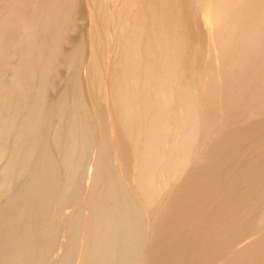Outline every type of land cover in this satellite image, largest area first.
<instances>
[{
  "label": "bare ground",
  "instance_id": "bare-ground-1",
  "mask_svg": "<svg viewBox=\"0 0 264 264\" xmlns=\"http://www.w3.org/2000/svg\"><path fill=\"white\" fill-rule=\"evenodd\" d=\"M53 1H56V0H53ZM111 1H112L111 4H113L112 5L113 10L111 12L109 11L111 8H109L108 12H111L110 15L108 14L100 23H98L99 19H98V22H94L93 30L90 31L91 37L89 39V45H88L89 46L88 49H90V53H89L90 56H89V61H88V66H87L88 69H87V77H86L87 78L86 85H88V90H87L88 97H89L88 99L91 103L89 104L92 105L91 107L93 108V113H94L93 117L95 119V122L98 123L100 133L102 134V136L103 135L105 136V137L103 136L104 138H106L105 139L106 142H104V144L106 143V145H108L109 148L114 149L115 152L116 151L118 152L117 154L118 156L115 155L116 153L112 154L114 155L115 158L111 156L110 154H108L110 156H106V158L109 157L110 159V157L111 158L113 157L114 158V159L112 158L113 160L117 159L116 161H118V164H119L118 167L124 170L126 175L128 174L126 177H128V179L132 181L133 184L135 185L134 189H136L135 190L136 194L141 195L143 197V200H145L147 203L151 199L155 198V196L158 197V194L160 195L161 191H165L166 196L161 198L157 206L156 204H154L156 207L151 210V213L148 218L149 222L146 219V223L148 222L147 230H143V231L140 230L141 232L138 230H132V229L130 231L129 230L128 231L127 230H111V225H120L121 223L123 224L128 219V216H127L128 214L122 215V214L117 213L113 209H109L107 207L102 208L100 205L104 201V197L102 196L98 197L96 194H94L92 192L94 189L89 190L87 197H86V203L91 204V205L93 204L95 205V207L93 205L92 207L89 205L92 209L94 208L93 210L91 209V211L93 212H91L89 208L87 209L90 211L91 214L89 215L90 221L87 222L88 224L86 225L87 226L86 228L90 230L85 229L84 237L82 235L83 242H85V244L87 245H85L82 248V254H81V256L83 257L85 256L83 261L85 260L87 261V263L85 261H84L85 263L83 261L81 263L80 261V264H83V263L84 264H264V235H263V232L262 234L260 233L262 236H258L259 238L257 239L256 236L258 235V231L255 230L256 234L255 233L253 234V236L255 235L254 236L255 238L252 237L254 240H251V241L249 240L250 242L248 241L245 243L242 240L243 237L238 236L240 233L238 231L236 232L239 234L234 232L235 230L238 229L239 225H237L238 224L237 220L240 219L238 217H241L242 215L241 213H244L242 211H248V213H250L249 215H253L255 213V209L253 208L247 209L244 207L246 205L250 206L252 200L256 198V197H251V196H254V195L257 196L255 193L256 191H258V189L255 191V188H259V186H257L258 185L257 183L261 182L260 180L264 179V170H263L264 166H262V164H261L262 167H259L258 165V169H262L261 172L257 174L256 171L254 172L250 170V172L249 171L248 172L251 173V175L253 176L255 175V177L251 178L248 176L250 174H248L246 170H249L255 167V165H257L256 162L259 160V157L256 156L257 155L256 154L254 156L255 158L253 159L250 155H248L250 156V158L253 159V161L255 160L254 163L250 161L251 159L245 158L247 156H245L246 154L244 153V151L246 152L249 146L248 147L246 146L247 147L246 150L243 151L242 145H240L241 140L244 139V136H247L248 132L250 134L254 131L255 136L252 142H249L250 140L248 142L251 145L252 143L253 145H255V143H259L260 146H262L260 148L264 147V120H262L263 119L262 116L264 115V0H111ZM14 2H18V1L16 0L13 1V4L16 7L17 4H15ZM85 3L88 9L92 12L91 13L92 20H93L95 12L98 13L97 10L100 11L101 9L107 8L104 5L105 4L104 0H86ZM24 5L26 6L27 4H24ZM18 6H19V9L20 7L22 8L21 4ZM68 7L70 6L68 5ZM41 8L43 7L40 6V9ZM22 9H25V8H22ZM28 9L26 10L27 12H28ZM40 9H39V12L42 14ZM31 10L33 11V9ZM33 12H31V14ZM5 13L7 14L6 11ZM48 16L51 17V14ZM4 18L8 20L9 17L8 18L3 17V19ZM94 18H97V17H94ZM9 19L14 20V18H9ZM21 19H22V16H21ZM41 19H43V17H41ZM46 20L48 19H45V21ZM108 20H110V22H107ZM11 21L8 20V22H10L8 26H10ZM40 21L44 25V22H42L43 20H40ZM49 22H50V18H49ZM13 24L14 23H12L11 26ZM53 26H54V23H53ZM10 27H7L9 30H7V28L5 27L7 32L12 30V29L10 30ZM45 27L47 28V26ZM48 27L50 28L51 26H48ZM14 28L16 27L14 26L13 29ZM109 28L111 29V32H109L108 34L107 29ZM2 29L3 28H0V30ZM30 31L32 32V29ZM19 34H22V32H20ZM4 35H7V34H4ZM28 36H31L29 40L33 39L32 38L33 35L30 34ZM3 39H5L4 42L7 40L6 37ZM18 40H21V39H18ZM2 42L3 41L1 40V37H0V49L2 46L5 47L4 46L5 44L7 45V42L6 43L3 42L4 45H2ZM37 42L39 43V41ZM111 44L114 45L115 47L114 51H112V53L114 54L111 55L112 57L109 56L110 58H113L112 62L111 61H110L111 63L104 62L105 60L102 61V59H100L101 57L100 54L104 51V48L106 46L111 45ZM54 46L57 47V45H54ZM10 47L12 48V46ZM28 49H32V48L30 47ZM53 50L51 52H53ZM106 58L104 55L103 59H106ZM20 62L21 61H19V63ZM17 66L19 67V65ZM11 75H15V74H11ZM39 81L41 80H38V82ZM10 84H12V82ZM18 84L17 86H19ZM27 85H30V84H27ZM24 87H23V90H24ZM9 88H11V86ZM24 92L27 95L28 92L21 91L19 96L22 97L21 93H24ZM0 94H1L0 95L1 97L0 107H3L5 109V112L7 113V114H4L5 116L4 115L1 116L2 120L0 122L2 123V121L3 120L5 121V119L10 115L8 110L10 109L9 108L10 103H12V97H14V91H11V89L9 90L8 88L2 87L0 88ZM26 95L23 94V96H26ZM19 101L21 102V100ZM37 101L38 100H36V103ZM45 113H47V111ZM241 117L242 119L240 121H237V119ZM4 121H3V126H4ZM145 122H147V125H145L146 124ZM237 123L238 125H236ZM234 125L236 126L234 127ZM28 127L26 126V128ZM45 128L47 127L45 126ZM250 128H254L255 130L251 129L252 132H250L251 131ZM39 129L42 131L41 128ZM247 129H249L250 131ZM37 131H38V127H37ZM25 132H27V130ZM62 136H64V134H62ZM66 136L67 135H65V137ZM112 137L114 138L115 142L113 141ZM109 138L112 139V141H110ZM5 140H8V139L5 138ZM9 140H12V139H9ZM246 140H245V143H247L248 145L249 143ZM70 144L72 143L70 142ZM25 145L26 144H24V146ZM4 148H8V147L4 146ZM261 150H260L261 155L260 154L258 155L262 157L264 156L263 155L264 153ZM0 153H2V150ZM106 153L104 154V156L102 155L104 159H105ZM40 154L42 153L40 152ZM58 154L59 153H57V155ZM3 155L4 154L0 155V160L3 159L2 158ZM34 155L36 154L34 153ZM70 156L71 155H69V157ZM23 158L24 156L21 159ZM101 158L99 160H101ZM242 158L248 159L250 162L247 160L248 162L245 163L246 161ZM209 159H211L210 162L211 163L214 162V164H218V163L225 164L224 160L226 161V159L227 161L228 159L238 160V164H237V167L239 166L238 169H241L240 167L241 162L242 163L244 162L243 164L245 165H243L244 169L240 170L242 171V174H240L241 173L240 171L236 169L235 171L233 169L235 168L233 167L235 164L234 165L232 164L233 165L232 171L234 170V173L236 172L237 174L238 172L240 173L238 175L235 173V176H234L233 175L234 173L232 174L231 170L228 169L227 173L230 171L229 175L225 176L227 173L223 175L222 171L223 172L225 171L224 168L227 165L225 164L224 166H222L223 168L219 167L221 169L218 170L219 168L215 165H214L215 167L213 166L214 168L211 167L212 165H210L211 163H209ZM241 159L244 161H242ZM256 159L258 160L256 161ZM207 160H208V163H206ZM239 160H241L240 165H239ZM62 163H66V162H62ZM26 164H27V161H26ZM206 164H209V166H206ZM18 165L20 166V164ZM7 166L13 167L15 165L13 164V166L12 165H7ZM228 166H231V164L230 165L228 164ZM96 167H97V164H96ZM96 167L95 169L98 170L99 167L98 168ZM7 168H4L7 170L6 173L8 174V171L9 173H11L13 169L10 172V170ZM197 168L202 169L203 171L202 175H200L199 173H196V171H193ZM23 169L22 171H24ZM252 170H254V168ZM193 172H195L194 174H197V175L192 174ZM63 173H66V172L63 171ZM228 176L230 177L232 176V177L230 178ZM36 181L38 180L36 179ZM35 183L37 184V182ZM5 184L4 186H1L3 184L0 183V186L5 187ZM175 184L176 186L174 187ZM237 184L238 185L240 184L239 186H243L244 191H241L242 187L237 188L236 187ZM220 186L221 187L225 186L223 190L220 189L222 193H218L220 192L218 190V187L220 188ZM172 187H174V189ZM231 187H235V188H231ZM240 188L241 190H239V192L235 191L236 189L238 190ZM1 189L2 188H0V194H1L0 197L3 199L4 191ZM4 189H6L5 194H8L10 192L8 189L11 190V188L7 189V187H5ZM233 190L235 192H233ZM11 192H10V195L8 194L9 196L12 195L13 192L12 193ZM212 192H214L213 194L215 195H213L211 198L208 197L211 195ZM6 199L8 200V202L6 203H8V205L11 203L9 206L12 207L13 202L12 201L9 202V200H12V199H9V198H6ZM107 199L105 200L106 202H107ZM192 199L195 201L196 199H198L197 201L201 199V202L199 201L198 202L199 204L196 203V205L194 206V205H191V203L194 204ZM190 200H192V202ZM33 201H31V204H34L32 203ZM84 201L85 200H83V202ZM109 201H113V200L110 199ZM29 202L28 204L23 203L22 201L19 203L26 204L28 207L30 206L29 207L30 209L32 207ZM36 202L41 203V201H36ZM19 203L17 202L16 204H19ZM39 203H35L34 206L37 207ZM188 203L192 207V208H189L188 210V211L191 210L190 211L191 213H189L191 215L187 218H184L183 217L184 214L182 215V210L184 209L186 205H188L187 207L190 206ZM9 206H7V211H4L2 208H1L2 210L0 211V213L2 214H4L3 212H5V214L7 212L6 216H4L5 214L3 215V218L5 219L7 216L10 219L12 208H13V213L15 212L13 214V218H14V215L17 214L18 209L21 207V206L18 207V205H16L15 210L17 211H15L14 203H13L12 208ZM146 206L148 207V204ZM8 207L11 209H9ZM21 208H25L23 210H28L26 207H23V206ZM8 209H9L10 215H8ZM185 210H186V207H185ZM185 210L183 211L185 212ZM21 213L26 214L27 211L26 213L24 211H21L20 214ZM20 214L18 212L15 218L16 219L25 218V220H27L25 216H23L22 214L20 215ZM199 214L208 215L210 218H208L207 221L200 222L197 219H195V217H197ZM215 215L217 217L219 215L220 216L226 215L228 218L230 217L229 218L230 220H226L225 218L221 219L223 216L222 217L219 216L220 218L219 217L216 218L214 217ZM21 216L23 218H19ZM211 216L212 218L214 217V219L209 221V219H211ZM262 216L263 215L259 216L257 218V221L254 220L256 224L255 226L257 228H259L258 226L260 225V228L258 229L259 231L260 229L262 231L264 230V223H263L264 221H262L264 217L263 219L261 218L260 220V217ZM3 218L1 217V219ZM16 219L15 220L13 219L14 221L7 220L8 222L6 223L9 224V222L11 221V222H14V225H16L15 223L17 222ZM3 222L4 223H2V225H6L5 220ZM27 222L28 221H26L27 225L25 224V222L24 223L21 222L26 225V229L28 228L27 226L29 225V223ZM175 223L180 226V230H183L186 227H189V228L192 227L191 228L192 231L184 233L179 230V232L174 231L172 235H169L170 233L168 235L164 234L165 230L169 231L171 229L170 227L173 226ZM11 224L13 225V223ZM2 225L0 224L1 227H3ZM244 225L245 224H243V226ZM7 227L4 226V228H7ZM177 227L178 226H176V228ZM9 228H12V227H10L9 225ZM9 228L7 229L9 230ZM2 229H0V231H2ZM16 229L17 228H15V230ZM22 230L21 232L25 231V230L23 231ZM5 231L7 232L6 229ZM36 231L37 230L35 229L34 233H36ZM47 231L48 230L41 233L40 235L41 236L43 235L44 238H46L47 236L49 237V234ZM52 231L53 230H51V232ZM4 232L3 234L0 232L2 234V236L0 235V237H2L0 241L3 240V237H4V240L9 239L10 240L9 242L8 241H4V242H6V244L8 243L7 245L9 246L11 244V246L7 247V245L5 246L3 242L1 243L4 247H7L5 249L2 246H0L4 249V251L1 252L0 254L3 253V255L5 256L3 262H1L3 259H0L1 264H35L36 259L35 258L33 259V256L36 254H34L33 251L35 249V252H36V248L33 246H36L38 243H41V242H38L37 240L38 243L36 242V244L32 245L33 243L31 240L34 241V239H30L32 238V236L30 237V235L33 234L31 233L32 230L30 232V235L25 232L17 235V232H16L17 237L15 239L13 237L14 234L12 237H10L11 235H9L10 233L9 231H8L9 233H7L9 235V238L7 239L8 235L5 233L6 234L5 236ZM90 233H92L91 234L92 237L90 238V240H88L90 237L89 235ZM234 233L237 234V237H236V234ZM38 237L39 236H37V238ZM11 239H13V241ZM41 240L43 239L41 238ZM41 244L39 246H41ZM45 246H42V247H45ZM36 247L39 250L38 245ZM49 249H51V247ZM14 250L16 252V255L14 254L15 253ZM45 250L47 252L51 251L47 249ZM9 251L11 252L13 251L14 253H10ZM5 254L8 255V257L11 254H14L13 255L14 257L12 256L13 257L12 258L10 256L9 257L10 260H9V258L7 259ZM39 254L37 256H39ZM44 254H45V251H44ZM76 255L78 256V254ZM77 256H74V257L77 258ZM40 257L39 259H41ZM67 257H65V259ZM36 262L39 263L38 261ZM44 263L45 262L43 261V264Z\"/></svg>",
  "mask_w": 264,
  "mask_h": 264
},
{
  "label": "rangeland",
  "instance_id": "rangeland-1",
  "mask_svg": "<svg viewBox=\"0 0 264 264\" xmlns=\"http://www.w3.org/2000/svg\"><path fill=\"white\" fill-rule=\"evenodd\" d=\"M14 1V0H13ZM12 0H0V21L1 23L4 21L6 24L9 21H11V24L14 23L12 26L8 22V24L6 25L4 22L1 24L0 23V28H3L2 30H0V37L1 40L4 42L6 37V41L4 43L7 42V45L2 42V45H4L5 47H1V51H0V88L5 87L8 88L9 90L11 89V91H14V97H12V103H10V106L8 110L9 112V116L5 119L4 121V126H3V121L0 124V152L2 150V153H0V155L4 154L2 156L3 159L0 160V183H2L4 186V184L8 182L7 186L5 184V187L11 188L8 189L12 195H10V192L8 194H5L6 189H4L5 187H1V190L4 191V195H3V199L0 197V211L3 209L4 211H7V206L8 200L6 198L12 199L9 200L12 201L14 203V210L16 209V205L19 206H23L26 207L28 210H23L25 208H19L18 212L20 214L21 211H24L26 214H22L23 216L26 217L27 220L24 219H16L15 217L17 216V214L14 215L13 218V203H12V207L9 208L12 210L11 212V216L10 219L9 217L6 219L3 218V215L5 214V212H3L4 214L0 213V224L2 225V223H4L3 221L5 220V224L6 225H2L3 227L0 226V229L7 227L9 228V230L7 228L2 229V231H0L2 234L5 231V229L7 230V232H4V235L6 236L7 233H9V235H11L10 237L13 236L14 234V239L17 237L16 236V232L17 235L25 232L28 233L30 235V232L32 230L31 233H33L32 235H30V237L32 236V238L30 239H34L31 240L32 241V245L36 244L37 240L38 242V247L39 250L36 246H33L36 248V252L34 249V255L33 259L35 258V264L37 263L36 261H38L39 263L37 264H43V261L45 262L44 264H80V261L82 263L83 259L85 258V256H81L82 254V248L87 245L85 244V242H83V237L85 235V229L86 230H90L88 228H86L87 226V222H89V218H90V211H91V204L86 203V197L87 194L89 192V190L94 189L92 192L94 194H96L98 197L102 196L104 197V201L108 198L109 200H113V201H109L107 199V202L103 201L101 203V207L102 208H109V209H113L115 210L117 213L122 214V215H126L128 214V219L122 224L120 225H111V230H138V231H143V230H147L148 228V218L149 215L151 213V210L153 208H155L158 205V202L161 200L162 197L166 196L165 191H161L160 195L158 194V197L155 196V198L151 199L150 201H148V203L143 200V197L141 195L136 194V189H134L135 185L133 184L132 181H130L128 179V177H126V173L124 172V170L120 169L118 166V161L113 160L115 157L112 154L117 155L118 152L114 149L109 148L108 145H106V143L104 144L105 139L102 134L100 133L99 127H98V123L95 122V119L93 117V108L91 107L92 105H90V101H89V97H88V85H86V81H87V66H88V61H89V56H90V49L89 48V39H90V31L93 30V23L94 22H102V20L110 13L112 12V1L111 0H104L105 2V9H101L100 11H98V13L95 12L94 18L92 20V12L88 9L86 3L84 0H56V1H51V0H16L18 2H14L15 4L20 5H24L27 4L26 6H22V9L19 6L17 8L15 7V5L13 4ZM49 1V2H48ZM70 1V3H69ZM9 2V3H8ZM11 2V3H10ZM20 2V4H19ZM52 4H51V3ZM58 2V4H57ZM7 3V4H6ZM56 3V4H54ZM51 4V5H50ZM30 5V6H28ZM64 5V7H63ZM68 5L70 7H68ZM36 6V7H35ZM40 6L43 7L40 9ZM66 6V8H65ZM16 9H14V8ZM47 7V8H46ZM50 9H49V8ZM56 7V8H55ZM12 8V9H11ZM28 8V12L26 11ZM38 8V9H36ZM109 8H111L109 10ZM33 9V11L31 10ZM39 9L41 10L42 14L39 12ZM51 11V12H49ZM12 10V11H11ZM22 10V11H21ZM44 12H43V11ZM111 11V12H108ZM5 11L9 12V16L5 13ZM20 11V12H19ZM26 11V12H25ZM36 11V12H35ZM107 11V12H106ZM31 12H33L31 14ZM26 13V14H25ZM30 13V15H29ZM35 13V14H34ZM44 13V14H43ZM51 14V17L48 16ZM28 14V15H27ZM39 14V15H38ZM66 14V15H64ZM91 14V15H89ZM6 15V16H5ZM25 15V16H24ZM46 15V16H45ZM15 16V17H14ZM20 16V17H19ZM22 16V19H21ZM24 16V18H23ZM27 16V17H26ZM36 16V18H35ZM2 17V18H1ZM3 17H9V18H14L13 19H3ZM39 17V18H38ZM41 17H43V19H41ZM46 17V18H45ZM50 18V22H49V18ZM64 17V18H63ZM20 18V19H18ZM32 18V19H31ZM48 19L45 21V19ZM52 18V19H51ZM3 19V20H1ZM27 19V20H26ZM56 19V20H55ZM96 19V20H95ZM20 22H19V21ZM35 20V21H34ZM40 20H43L41 23ZM25 23H24V22ZM32 21V22H31ZM39 21V22H38ZM93 21V22H92ZM16 22V23H15ZM34 22V23H33ZM39 24H38V23ZM49 22V23H48ZM62 22V23H61ZM64 22V23H63ZM107 22H110V20H108ZM20 23V25H19ZM37 23V24H35ZM54 23V26H53ZM60 23V24H59ZM92 23V25H91ZM6 26H5V25ZM42 24V25H41ZM3 25V27H2ZM18 25V26H16ZM41 25V26H40ZM10 27L11 31H6V28ZM16 27L13 29V27ZM35 26V28H34ZM42 26H47V28L42 27ZM48 26H51L50 28ZM62 26V27H61ZM65 26V27H64ZM32 27V28H31ZM40 27V28H39ZM92 27V28H91ZM22 28V29H21ZM30 28V29H29ZM27 29V30H26ZM32 29V32L30 31ZM35 29V30H34ZM38 29V30H37ZM49 29V30H48ZM54 29V30H53ZM57 29V30H56ZM90 29V30H89ZM7 30H9L7 28ZM22 32V34H19L20 32ZM26 30V31H25ZM41 30V31H40ZM45 30V31H44ZM3 31V33H2ZM5 31V33H4ZM17 31V32H16ZM58 31V32H57ZM26 32V33H25ZM33 39L29 40L31 36ZM107 32L109 34V32H111V29H107ZM25 33V34H24ZM28 33V34H27ZM45 33V34H44ZM3 34V35H2ZM7 34V35H4ZM27 34V35H26ZM44 36H43V35ZM58 34V35H57ZM63 34V35H62ZM26 35V36H25ZM37 35V36H36ZM22 36V37H21ZM28 36V38H27ZM58 36V37H57ZM37 39H35V38ZM43 37V38H42ZM14 38V39H13ZM21 39V40H18ZM25 39V40H24ZM35 39V40H34ZM16 40V41H15ZM32 42H29V41ZM39 41V43L37 41ZM59 40V41H58ZM96 40V39H95ZM19 41V42H18ZM47 41V42H46ZM53 41V42H52ZM18 42V43H17ZM24 42V43H23ZM36 44H35V43ZM44 44H43V43ZM59 42V43H58ZM15 43V44H14ZM42 43V44H40ZM10 44V45H9ZM50 44V45H49ZM59 44V45H58ZM21 45V46H20ZM42 45V46H41ZM54 45H57L54 46ZM12 46V48L10 47ZM24 46V47H23ZM28 46V47H27ZM37 46V47H36ZM9 47V48H8ZM14 47V49H13ZM32 48V49H28V48ZM39 47V48H38ZM54 50H53V48ZM108 47V48H106ZM104 48V51L100 54V59H102V61L104 62H112L113 58L111 55H113L114 53H112V51H114L115 47L114 45H108ZM11 48V49H10ZM20 48V49H19ZM57 48V49H55ZM110 48V49H109ZM112 48V49H111ZM3 49V50H2ZM46 49V50H45ZM10 50V51H9ZM14 50V51H13ZM37 50V51H36ZM53 50V52H51ZM109 50V51H108ZM40 51V52H38ZM9 52V53H8ZM29 52V53H28ZM43 52V53H42ZM40 53V54H39ZM51 53V54H50ZM2 54V55H1ZM9 54V55H8ZM23 54V56H22ZM48 54V55H47ZM75 56H74V55ZM12 55V56H11ZM32 55V56H31ZM35 55V56H34ZM103 55V56H102ZM105 55L106 59H103ZM8 58H7V57ZM14 56V57H13ZM38 56V57H37ZM49 59H48V57ZM56 56V58H55ZM110 56V57H109ZM4 57V59H3ZM21 57V58H20ZM27 57V58H26ZM30 57V58H29ZM53 59H51V58ZM110 58V59H109ZM21 59V60H20ZM39 59V60H38ZM56 59V60H55ZM108 59V60H107ZM25 60V61H24ZM33 60V61H32ZM52 60V62H51ZM7 61V62H6ZM13 61V62H12ZM19 61H21L19 63ZM35 61V62H34ZM38 61V62H37ZM41 61V62H40ZM44 61V62H43ZM6 62V63H5ZM27 62V63H26ZM41 64H40V63ZM76 62V63H74ZM110 62V63H111ZM9 63V65H8ZM25 63V64H24ZM36 63V64H35ZM48 63V64H47ZM52 63V64H51ZM73 63V64H72ZM13 64V65H12ZM21 64V65H20ZM30 64V65H29ZM43 64V65H42ZM5 65V66H4ZM19 65V67L17 66ZM46 65V66H45ZM48 65V66H47ZM50 65V66H49ZM72 65V66H71ZM2 66V67H1ZM7 66V67H6ZM40 66V67H39ZM70 66V67H69ZM74 66V67H73ZM17 67V68H16ZM37 67V68H36ZM50 67V68H49ZM21 68V69H19ZM26 68V69H25ZM43 68V69H41ZM46 68V69H45ZM49 68V70H48ZM55 68V69H54ZM12 69V70H11ZM15 69V70H14ZM31 69V70H30ZM5 70V71H4ZM8 70V72H7ZM27 70V71H26ZM42 70V71H40ZM46 70V71H45ZM5 73H4V72ZM15 71V72H14ZM44 71V72H43ZM11 72V73H10ZM14 72V73H13ZM17 72V73H16ZM34 72V73H33ZM38 72V74H37ZM48 72V73H47ZM28 73V74H26ZM32 73V74H30ZM44 73V75H43ZM11 74H15V75H11ZM3 75V76H1ZM18 75V76H17ZM23 75V76H22ZM30 75V76H29ZM35 75V76H33ZM16 76V77H15ZM33 76V77H32ZM5 77V78H4ZM18 77V78H17ZM24 77V78H23ZM13 78V79H12ZM38 78V79H37ZM4 79V80H3ZM3 80V81H2ZM17 80V81H16ZM19 80V81H18ZM23 80V81H22ZM27 80V81H26ZM36 80V82H35ZM38 80H41L38 82ZM44 80V81H42ZM10 81V82H9ZM72 81V82H71ZM12 82V84H10ZM17 82V83H16ZM28 82V83H27ZM20 83V84H18ZM25 83V84H24ZM33 83V84H32ZM17 84L19 86H17ZM30 84V85H27ZM24 85V86H22ZM46 85V86H45ZM8 86V87H6ZM11 86V88H9ZM87 86V87H86ZM18 87V88H17ZM24 87V90H23ZM22 88V89H21ZM15 89V90H14ZM19 89V90H18ZM40 89V90H39ZM18 90V91H17ZM29 90V91H27ZM21 91H26L28 92L27 95L26 93H21L22 97L19 96ZM30 93V94H29ZM42 93V94H41ZM23 94H25L26 96H23ZM29 94V95H28ZM1 95V94H0ZM32 96V97H31ZM35 96V97H34ZM37 96V97H36ZM21 97V98H20ZM27 97V98H26ZM31 97V98H30ZM27 100H25V99ZM44 101H43V100ZM1 100V97H0ZM21 100V102L19 101ZM36 100L37 103H36ZM19 101V102H18ZM34 101V102H33ZM77 102V104H76ZM20 103V104H19ZM22 103V105H21ZM33 103V104H31ZM40 103V104H39ZM52 103V104H51ZM83 103V104H82ZM90 103V104H89ZM39 104V105H38ZM34 105V106H31ZM37 105V107H36ZM41 105V107H40ZM1 106V105H0ZM39 106V107H38ZM17 107V108H16ZM2 108V109H1ZM35 110H34V109ZM92 108V109H91ZM6 109V110H7ZM44 109V110H43ZM52 109V110H50ZM60 111H59V110ZM63 109V110H62ZM39 110V111H38ZM41 110V111H40ZM47 111V113H45ZM34 112V113H33ZM50 112V113H48ZM39 113V114H38ZM45 113V114H44ZM57 113V114H56ZM61 113V114H60ZM4 114H7L5 112V109L3 107H0V121L2 120V117ZM36 114V115H35ZM41 114V115H40ZM43 114V115H42ZM24 115V116H23ZM35 115V116H34ZM50 115V117H49ZM54 115V116H53ZM5 116V115H4ZM37 116V117H36ZM40 116V117H39ZM11 117V118H10ZM70 117V118H69ZM245 117V116H243ZM21 118V119H20ZM40 120H38V119ZM52 118V119H51ZM74 118V119H73ZM262 120H264V115L262 116ZM15 119V120H14ZM25 119V120H24ZM242 119L239 118L237 119V121H240ZM22 120V121H21ZM32 120V121H31ZM49 120V121H48ZM72 120V121H71ZM7 121V123H6ZM17 121V122H16ZM20 121V122H19ZM27 121V122H26ZM70 121V122H69ZM30 122V123H29ZM44 122V123H43ZM19 123V124H18ZM74 123V124H73ZM83 123V124H82ZM97 123V124H96ZM147 125V122H145ZM235 123V122H234ZM6 124V125H5ZM24 124V125H23ZM27 124V125H26ZM45 124V125H44ZM72 124V126H71ZM76 124V125H75ZM75 125V126H74ZM238 125V123L236 124ZM234 125V127L236 126ZM16 128H15V127ZM26 126L28 128H26ZM40 126V127H39ZM43 128H42V127ZM45 126L47 128H45ZM6 127V128H5ZM35 127V128H34ZM37 127H38V131H37ZM67 127V128H66ZM78 127V128H77ZM2 128V129H1ZM41 128L42 131L39 129ZM64 128V129H63ZM71 128V130H70ZM8 129V130H7ZM21 129V130H19ZM23 129V130H22ZM37 131H35V130ZM47 129V130H46ZM86 129V131H85ZM98 129V131H97ZM254 128H250V130ZM10 130V132H9ZM17 130V132H16ZM27 130V132H25ZM29 130V131H28ZM31 130V131H30ZM249 130V129H247ZM246 130V131H247ZM249 130V131H250ZM35 131V132H33ZM47 131V132H46ZM72 131V132H71ZM75 131V132H74ZM3 132V133H2ZM6 132V133H5ZM69 132V134H68ZM79 132V133H78ZM85 132V133H84ZM87 132V133H86ZM252 132V130L250 131ZM9 133V134H8ZM21 133V134H20ZM71 133V134H70ZM2 134V135H1ZM37 134V135H36ZM41 134V136H40ZM62 134H64V136H62ZM21 135V136H20ZM25 135V136H24ZM65 135H67L65 137ZM92 135V136H91ZM11 136V137H10ZM61 136V137H60ZM69 136V138H68ZM71 136V137H70ZM255 136V132L253 131L252 133L247 134V136H244V139L241 140L240 145H242V150H246V148L249 146V148H247L246 152L244 151V153L246 154L245 158L251 159L250 161H253V159L255 158L254 156H258L259 160L256 159V164L254 168V170H252L253 168L246 170L249 177H255V175H251L250 170L251 171H256V173L258 174L259 172H261L262 169H258V165L259 167L264 166V156H260L261 152L260 150L263 148H260L262 146H260L259 143H255V145H252L249 142H252L253 138ZM20 137V138H19ZM26 137V139H25ZM46 137V138H45ZM59 137V138H58ZM65 137V138H64ZM8 139V140H5ZM73 138V139H72ZM103 138V139H102ZM113 138V137H112ZM248 138V139H247ZM250 138V139H249ZM12 139V140H9ZM59 139V141H58ZM64 141H63V140ZM110 139V138H109ZM247 139V140H246ZM24 140V142H23ZM56 140V141H55ZM66 140V141H65ZM71 140V141H70ZM75 140V142H74ZM80 140V141H79ZM245 140L248 142L249 140V144L247 145V143H245ZM15 144H14V142ZM21 141V142H20ZM54 141V143H53ZM62 141V142H61ZM68 141V142H67ZM79 141V142H78ZM110 141H112V139H110ZM113 141L115 142L114 138ZM12 142V143H11ZM17 142V143H16ZM70 142L72 144H70ZM84 142V143H83ZM12 145H11V144ZM20 143V144H19ZM26 144L24 146V144ZM31 143V144H30ZM69 145H68V144ZM77 143V144H76ZM103 143V145H102ZM245 143V144H244ZM35 144V145H34ZM58 144V145H57ZM11 148H10V146ZM16 145V146H15ZM33 147H32V146ZM68 145V146H67ZM78 145V146H77ZM251 145V146H250ZM3 146V147H2ZM8 147V148H4ZM46 146V147H45ZM106 146V147H105ZM108 146V147H107ZM247 146V147H246ZM256 146V147H255ZM258 146V147H257ZM19 147V148H18ZM55 147V148H53ZM75 149H74V148ZM38 148V149H37ZM57 148V149H56ZM79 148V149H78ZM245 148V149H243ZM18 151H17V150ZM20 149V151H19ZM24 151H23V150ZM28 149V150H27ZM52 149V150H51ZM110 149V150H108ZM68 150V151H67ZM70 150V151H69ZM99 150V151H98ZM104 150V151H103ZM258 150V151H256ZM42 154H40V152ZM53 151V152H51ZM66 151V152H65ZM109 151V152H108ZM113 151V152H112ZM251 151V152H250ZM254 151V152H253ZM264 153V149L261 150ZM20 152V153H19ZM107 152V153H106ZM251 154H250V153ZM12 156H11V154ZM19 153V154H18ZM34 153L37 155H34ZM44 153V154H43ZM47 153V154H46ZM57 153H59L57 155ZM65 153V154H64ZM98 153V154H97ZM101 153V155H100ZM105 155V159L104 157H102V155ZM262 153V154H263ZM52 154V155H51ZM110 154L111 156H113L112 158L109 157L106 158V156H110L108 155ZM260 154V155H258ZM41 155V156H39ZM69 155H71L69 157ZM250 155L252 158H250ZM264 155V154H263ZM19 156V157H17ZM24 156L23 159H21ZM44 158H43V157ZM46 156V157H45ZM53 156V157H51ZM98 156V157H97ZM118 156V155H117ZM116 156V157H117ZM8 157V158H7ZM12 159H11V158ZM31 159H30V158ZM65 157V158H64ZM69 157V158H67ZM102 157V158H101ZM21 160H20V159ZM53 158V159H52ZM73 158V160H72ZM101 158V160H99ZM244 159L247 163L249 160L248 159ZM257 158V157H256ZM5 159V160H4ZM30 159V160H29ZM60 159V160H59ZM241 159V160H242ZM263 159V160H262ZM11 160V161H10ZM23 160V161H22ZM25 160V161H24ZM53 160V162H52ZM96 160V162H95ZM234 160V159H233ZM232 159H226V161L224 160L225 164L228 166V164L231 166H226L224 168V172L222 171V174H226L228 169L231 170V173H234V170H243L244 167L242 162H241V169H238L237 164H238V160H234ZM239 160V165H240V161ZM242 160V161H244ZM248 160V161H247ZM261 160V161H260ZM27 161V164H26ZM100 161V162H99ZM102 161V162H101ZM106 161V162H105ZM116 161V162H115ZM211 159H209V163ZM233 161V162H232ZM249 161V162H250ZM23 162V164H22ZM25 162V163H24ZM62 162H66V163H62ZM71 162V163H70ZM73 162V163H72ZM228 162V164H227ZM230 162V163H229ZM232 162V163H231ZM29 163V165H28ZM34 163V164H33ZM37 163V164H36ZM49 163V164H48ZM97 167H96V164ZM99 163V164H98ZM208 163V160L207 162ZM218 163V162H216ZM259 163V164H258ZM13 164L15 166H13ZM20 164V166L18 165ZM22 164V165H21ZM61 164V165H60ZM77 166H76V165ZM95 164V165H94ZM222 164V165H221ZM218 163V164H214V162H212L210 165H212L211 167H213L214 165L219 167L224 166V163ZM234 166H233V165ZM262 164V166H261ZM7 165H12L13 167H9ZM73 165V167H72ZM219 165V166H218ZM221 165V166H220ZM24 166V167H23ZM35 166V167H34ZM37 166V167H36ZM40 166V167H39ZM47 166V167H46ZM52 166V167H50ZM103 166V167H102ZM111 166V167H110ZM206 166H209V164H206ZM214 166V167H215ZM232 166L235 167L233 168L234 170L232 171ZM257 166V167H256ZM8 167V168H7ZM17 167V168H16ZM46 167V168H45ZM94 167V168H93ZM98 168L97 169H95ZM116 167V168H115ZM213 167V168H214ZM216 167V168H217ZM231 167V168H230ZM4 172H3V170ZM7 168L10 170H12V174L6 173L7 170L4 169ZM16 168V169H15ZM24 168V169H23ZM29 168V169H28ZM63 168V169H62ZM75 168V169H74ZM104 168V169H103ZM112 168V169H111ZM223 168V167H222ZM257 168V170H256ZM22 169L24 171H22ZM37 169V170H36ZM46 169V170H45ZM59 169V170H58ZM221 168H219L218 170H220ZM227 169V170H226ZM6 170V171H5ZM36 170V171H35ZM57 170V171H56ZM67 170V171H66ZM94 170V172H93ZM103 170V171H102ZM223 170V169H222ZM235 170V171H236ZM264 170V167H263ZM19 171V172H18ZM43 171V172H42ZM45 171V172H44ZM53 171V172H52ZM66 172V173H63ZM69 171V172H68ZM98 171V172H97ZM115 171V173H114ZM193 171H196V173H199L200 175L203 174L202 169H195ZM249 171V172H248ZM48 172V173H47ZM118 172V173H117ZM220 172V171H219ZM230 172V171H229ZM229 172L225 175H229ZM241 172V173H240ZM238 172V174H242V171ZM252 172V173H254ZM5 173V174H4ZM43 173V174H42ZM68 173V174H67ZM95 173V174H94ZM103 173V174H102ZM195 172H193L192 174H194ZM236 173V172H235ZM235 173L233 174L235 176ZM246 173V174H247ZM255 173V174H256ZM7 174V175H6ZM11 174V175H10ZM19 174V175H18ZM22 174V175H20ZM33 174V175H32ZM98 174V175H97ZM198 174V175H199ZM237 174V173H236ZM237 174V175H238ZM256 174V175H257ZM4 175V176H3ZM37 175V176H36ZM46 175V176H45ZM93 175V176H91ZM97 175V176H96ZM101 175V176H100ZM197 175V174H194ZM236 175V176H237ZM6 176V177H5ZM13 176V177H12ZM53 176V177H52ZM5 177V178H4ZM12 177V178H11ZM37 177V178H36ZM230 177V176H228ZM232 177V176H231ZM230 177V178H231ZM16 178V179H15ZM91 178V180H90ZM101 178V179H100ZM8 179V181H7ZM36 179L38 181H36ZM54 179V180H53ZM57 179V180H56ZM125 179V180H124ZM6 180V181H5ZM26 180V181H25ZM71 180V181H70ZM73 180V181H72ZM95 180V181H94ZM105 180V181H104ZM98 181V182H97ZM102 181V182H101ZM261 182L257 183L259 186V188H255V191L258 189V191H256V195L257 196H251V197H256L255 199L252 200L255 202H251L250 206L246 205L244 208H253L255 209V213H251L253 215H249L250 213H248V211H242L244 213H241V217H238L240 219H238V229L235 230L234 232L238 231L239 234L238 236L243 237L242 240L245 242H248L249 240H254L253 238H255L253 236V234L258 231V235L256 236V238L258 239V236H262V232L264 235V230L262 231L260 229V231L258 230L260 228V225L258 226L259 228H257L255 225V221H257V218L261 215H263L262 217H260L263 219L264 217V179L260 180ZM4 182V183H3ZM37 182V184L35 183ZM97 182V183H96ZM114 182V183H113ZM10 183V184H9ZM54 183V184H53ZM72 183V184H71ZM96 183V184H94ZM105 183V184H104ZM89 184V185H88ZM107 184V186H106ZM123 184V185H122ZM43 185V187H42ZM46 185V186H45ZM109 185V186H108ZM131 185V186H130ZM133 185V186H132ZM240 185V184H239ZM237 184V188L242 187L240 189H236V192H239V190L244 191L243 190V186H239ZM29 186V187H28ZM39 186V187H37ZM61 186V187H60ZM89 186V187H88ZM173 186V185H172ZM176 186V184L174 185V187ZM235 186V185H234ZM255 186V187H257ZM262 186V187H261ZM111 187V188H110ZM174 187H172L174 189ZM225 186L220 188L218 187V190L220 191L223 190ZM171 188V189H172ZM231 188H235V187H231ZM17 189V190H16ZM45 189V190H44ZM120 189V190H119ZM122 189V190H121ZM20 190V192H19ZM217 190V191H218ZM225 190V189H224ZM15 191V192H14ZM33 191V192H32ZM87 191V192H86ZM109 191V192H107ZM232 191V189H231ZM233 190V192H235ZM49 192V193H48ZM85 192V193H84ZM101 192V193H100ZM111 192V194H110ZM260 192V193H259ZM2 193V191H1ZM214 192L211 193L210 196L208 197H212ZM218 193H222L221 191ZM232 193V192H230ZM241 193V192H240ZM254 193V192H253ZM254 193V194H255ZM47 194V195H46ZM85 194V195H84ZM106 194V196H105ZM127 194V195H126ZM165 194V195H164ZM243 194V193H242ZM7 195V196H6ZM25 195V196H24ZM108 195V197H107ZM111 195V196H110ZM113 195V196H112ZM168 195V194H167ZM1 196V194H0ZM85 196V197H84ZM142 198H141V197ZM11 197V198H10ZM34 197V198H33ZM56 197V198H55ZM65 197V198H64ZM115 197V198H113ZM117 197V198H116ZM129 197V198H128ZM258 197V199H257ZM22 198V199H21ZM26 198V199H25ZM84 198V199H83ZM2 199V200H1ZM35 201H33V200ZM115 199V201H114ZM120 199V200H119ZM123 199V200H122ZM29 200V201H27ZM83 200H85L83 202ZM126 202H125V201ZM193 200V199H192ZM192 200H190L192 202ZM198 199H196L197 201ZM23 202L28 204V202L30 203L31 207L29 209V207L26 204H20L19 202ZM25 201V202H24ZM31 201H33L31 204ZM36 201H41V203L36 202ZM195 200H193L191 205H196V203H198L199 201L201 202V199L199 201L196 202ZM18 202L19 204H16ZM111 202V203H110ZM146 202V203H145ZM150 202V203H149ZM152 202V203H151ZM35 203H39V205H37V207H35ZM120 203V204H119ZM125 203V204H123ZM85 204V205H84ZM88 204V205H86ZM105 206H104V205ZM107 204V205H106ZM116 204V205H115ZM135 204V205H134ZM148 204V207L146 206ZM151 204V205H149ZM156 204V206L154 205ZM189 204V203H188ZM199 204V203H198ZM249 204V203H248ZM25 205V206H24ZM34 207H33V206ZM91 207H90V206ZM128 205V206H127ZM190 205V204H189ZM191 205L189 207H187L188 205H186V210L185 207L183 210H185V212L182 210V215L184 218L189 217L191 214L189 210V208H192ZM40 206V207H39ZM86 206V207H84ZM95 207V205H93ZM97 206V205H96ZM104 206V207H103ZM134 206V207H132ZM146 206V207H145ZM151 206V208H150ZM154 206V207H153ZM116 207V209H115ZM133 209H132V208ZM139 209H138V208ZM2 208V209H1ZM35 210H34V209ZM90 209L87 210V209ZM9 209H8V215H10L9 213ZM94 209V208H93ZM92 209V210H93ZM121 209V210H120ZM137 209V210H136ZM10 210V211H11ZM57 210V211H56ZM84 210V211H83ZM136 212H134V211ZM140 210V211H139ZM258 210V212H257ZM17 211V210H15ZM35 211V212H34ZM89 213H87V212ZM127 211V212H126ZM133 211V212H132ZM30 212V213H29ZM33 212V213H32ZM40 212V213H39ZM93 212V211H91ZM126 212V213H125ZM140 212V213H139ZM144 212V213H143ZM247 212V213H246ZM263 212V213H262ZM146 213V214H145ZM20 214V215H21ZM28 214V215H27ZM45 214V215H44ZM53 216H52V215ZM186 214V216H185ZM246 214V215H245ZM7 215V212L4 216ZM142 215V216H141ZM214 215V214H213ZM212 215V216H213ZM218 215V214H216ZM214 216L216 218H218L217 216ZM255 215V216H254ZM59 216V217H58ZM147 216V217H146ZM211 219H209V221H211L212 219H214V217ZM223 216V217H222ZM225 216V217H224ZM230 216V215H228ZM246 216V217H245ZM1 217L4 219H1ZM46 217V218H44ZM52 217V218H51ZM220 217H222L221 219L225 218L226 220H230L226 215H221ZM219 217V218H220ZM19 218H23L22 216ZM43 218V219H42ZM86 218V220H85ZM134 218V219H133ZM208 218H210L208 215H202L199 214L197 217H195V219H197L198 221H207ZM14 221L16 219L17 222L16 225H14V227L17 228L15 230V228L13 227V225L9 222V220ZM14 219V220H13ZM30 219V220H29ZM52 221H51V220ZM137 219V220H136ZM146 219H147V223H146ZM224 219V220H225ZM244 219V221H243ZM8 220V221H7ZM21 222H25L28 221L27 223H29V225L27 226L28 228L26 229V225L21 223ZM75 220V221H74ZM255 220V221H254ZM30 221V222H29ZM51 221V222H50ZM139 221V222H138ZM236 221V222H237ZM264 221V219L262 220ZM79 222V223H78ZM131 222V223H129ZM138 222V224H137ZM144 222V223H143ZM242 222V223H241ZM261 222V221H260ZM34 223V224H33ZM42 223V224H41ZM45 223V224H44ZM59 223V224H58ZM74 225H72V224ZM133 223V224H132ZM136 223V224H135ZM253 223V225H252ZM264 223V222H263ZM131 224V225H130ZM176 224V223H175ZM173 225L171 226L170 230H165L164 234H169L172 235V233L175 232H179L180 230V226L179 225ZM241 224V225H240ZM243 224H245L243 226ZM261 224V223H260ZM40 225V226H39ZM46 225V226H45ZM58 225V226H57ZM82 225V226H81ZM136 225V226H135ZM247 225V226H246ZM35 228H34V227ZM43 226V227H42ZM176 226H178L176 228ZM37 227V228H36ZM40 227V228H39ZM143 227V228H142ZM245 227V228H244ZM31 228V229H29ZM49 228V229H48ZM52 228V229H51ZM84 228V229H83ZM179 228V229H178ZM192 227H186L183 230H180L181 232H190ZM25 231H23V230ZM35 229L37 230L36 233H34ZM182 229V228H181ZM20 230V231H18ZM21 230L23 232H21ZM34 230V231H33ZM42 230V231H41ZM44 230V231H43ZM46 230H48V234L49 237L47 236L46 238L43 237V235L41 236L40 234L45 232ZM50 230V231H49ZM51 230H53L51 232ZM241 230V231H240ZM256 230V231H255ZM9 231V232H8ZM29 231V232H27ZM71 231V232H70ZM140 231V232H141ZM168 231V232H167ZM171 231V232H170ZM50 232V233H49ZM242 232V233H241ZM0 233V235L2 236V234ZM6 233V234H5ZM39 233V234H38ZM72 233V234H71ZM79 233V234H78ZM234 233V234H236ZM245 233V234H244ZM261 233V234H260ZM54 234V235H53ZM81 234V235H80ZM92 233H90V237L88 240H90V238L92 237L91 235ZM236 234V237H237ZM243 234V235H242ZM256 234V233H255ZM8 235V234H7ZM9 235L7 236V239L9 238ZM78 235V236H77ZM83 235V237H82ZM252 235V236H251ZM37 236H39L37 238ZM43 240H41V238ZM67 236V237H66ZM81 236V237H80ZM166 236V235H165ZM250 236V237H249ZM87 237V238H88ZM248 239H247V238ZM253 237V238H252ZM48 238V239H47ZM50 238V240H49ZM68 238V239H67ZM86 238V239H87ZM245 238V240H244ZM252 238V239H251ZM0 239H2V237H0ZM46 239V240H45ZM80 239V241H79ZM13 241V239H11ZM247 240V241H246ZM256 240V239H255ZM4 241H10L8 240H3L0 241V246H2L3 248H7L11 246V242L9 243V245L6 244V242ZM46 243H44V242ZM52 243H51V242ZM80 244H79V242ZM249 241V242H250ZM4 243L5 246L7 245V247H4L1 243ZM35 242V243H34ZM69 242V243H68ZM46 245H44V244ZM48 243V244H47ZM88 243V242H86ZM13 244V243H12ZM31 244V243H30ZM41 244V246H39ZM84 244V245H83ZM71 245V246H70ZM79 245V246H77ZM45 246V247H42ZM69 246V247H68ZM81 246V248H80ZM0 247L3 252L4 249ZM51 247V249L49 248ZM44 250H43V249ZM80 248V249H79ZM47 250H51L50 252L46 251ZM41 251V252H40ZM43 251V252H42ZM45 251V254H44ZM79 253H78V252ZM10 253H14L12 251H9ZM40 252V254H39ZM42 253V254H41ZM48 255H47V254ZM66 253V254H65ZM78 254V256L76 254ZM16 255V252L14 253ZM14 254H11L10 256L12 257ZM33 254V253H32ZM39 254V256H37ZM80 254V255H79ZM0 259H3L1 262L4 261L5 256L2 254H0ZM6 255V254H5ZM9 255V253H8ZM8 255H6L7 259L10 257H8ZM68 255V257H67ZM4 256V257H3ZM28 256V255H27ZM41 256V257H40ZM49 256V257H48ZM64 256V257H63ZM70 256V257H69ZM74 256H77V258H75ZM2 257V258H1ZM14 257V256H13ZM12 257V258H13ZM38 257V258H37ZM39 257L41 259H39ZM65 257H67L65 259ZM74 257V258H73ZM83 257V258H81ZM44 258V259H43ZM71 258V259H70ZM78 259V261H77ZM10 260V258H9ZM46 260V261H45ZM76 260V261H75ZM87 260V258H86ZM134 260V259H133ZM42 261V262H41ZM85 261V260H84ZM83 261V262H84ZM0 262V264H1ZM41 262V263H40ZM76 262V263H75ZM87 263V261H85ZM84 262V263H85ZM83 263V264H84Z\"/></svg>",
  "mask_w": 264,
  "mask_h": 264
}]
</instances>
